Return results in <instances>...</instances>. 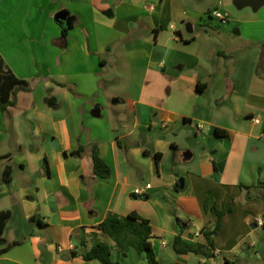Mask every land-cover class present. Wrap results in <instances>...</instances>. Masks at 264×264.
I'll return each mask as SVG.
<instances>
[{"label": "crops", "instance_id": "1", "mask_svg": "<svg viewBox=\"0 0 264 264\" xmlns=\"http://www.w3.org/2000/svg\"><path fill=\"white\" fill-rule=\"evenodd\" d=\"M233 2L0 1V56L29 87L0 109V264H101L72 255L100 241L118 264H148L98 227L131 212L159 264H264V3ZM216 8L228 15L217 30ZM121 78L139 79L125 97L110 90ZM217 212L213 255L178 252L207 244Z\"/></svg>", "mask_w": 264, "mask_h": 264}, {"label": "trees", "instance_id": "2", "mask_svg": "<svg viewBox=\"0 0 264 264\" xmlns=\"http://www.w3.org/2000/svg\"><path fill=\"white\" fill-rule=\"evenodd\" d=\"M209 15V12H208ZM29 89L26 81L19 80L7 68L5 62L0 56V109L6 115L8 108L15 105L16 95L19 91H27ZM217 136L225 135L223 131H216ZM91 155L93 161V174L101 178H106L111 174L110 167L103 161L99 155L98 145L90 144ZM144 154H148L144 151ZM156 163L161 159V154L153 153ZM3 157H0V160ZM4 181L7 182L10 175V168L6 167L3 171ZM245 189L249 190L248 187ZM223 212H217L218 220L216 226L211 232H204L207 240L206 245L189 246L183 249L177 248L178 252H194L205 256H212L211 249L213 243L211 236L217 234L219 228V220ZM9 218L8 212H0V241H2V232ZM102 232L116 242L123 250L134 248L139 253H143L148 264H159L155 258L150 244L151 227L145 219L141 218L134 212L125 216L109 213L105 219L98 225ZM264 228V224H263ZM178 246V240L176 241ZM15 244V243H13ZM78 251H73L72 255H81L85 260L97 259L101 264H118L111 258L109 245L100 241L91 248L87 249L82 242L79 244ZM6 248L0 251L3 252Z\"/></svg>", "mask_w": 264, "mask_h": 264}, {"label": "rangeland", "instance_id": "3", "mask_svg": "<svg viewBox=\"0 0 264 264\" xmlns=\"http://www.w3.org/2000/svg\"><path fill=\"white\" fill-rule=\"evenodd\" d=\"M207 1L212 2L214 0H204V3H206ZM231 9H233L232 6H231ZM242 9H244V8H242ZM245 9H247V8H245ZM234 11H236V10H234ZM238 11H240V10H238ZM257 13H259V12H255L254 15H256V16L258 15V17H259L258 27L260 29V33H262L264 31V5L261 7L260 14H257ZM204 16L206 17V15H204ZM250 17H252V15L249 17L247 15V18H250ZM208 20H209V23H211V27L213 29L217 30L218 27L223 26V24L215 18L214 19H208ZM231 20L233 22V20H234L233 17H231ZM232 22L230 21L228 23V25H230V23H232ZM230 31L232 32L233 28ZM138 81H139V79H132L131 82L128 84V82H126L124 78H121L120 80H118L117 82L114 83L113 88H111L110 90L113 89V92L115 94L114 96L125 97V96L130 95L134 91L136 85L139 83Z\"/></svg>", "mask_w": 264, "mask_h": 264}, {"label": "water", "instance_id": "4", "mask_svg": "<svg viewBox=\"0 0 264 264\" xmlns=\"http://www.w3.org/2000/svg\"><path fill=\"white\" fill-rule=\"evenodd\" d=\"M264 0H234L233 4L237 9H242L243 7H250L253 10H257L261 5H263ZM67 11L61 10L55 15V21L60 25H63L64 31L66 33V23H67ZM116 102V101H115ZM180 188L183 187L182 179H179Z\"/></svg>", "mask_w": 264, "mask_h": 264}, {"label": "built area", "instance_id": "5", "mask_svg": "<svg viewBox=\"0 0 264 264\" xmlns=\"http://www.w3.org/2000/svg\"><path fill=\"white\" fill-rule=\"evenodd\" d=\"M209 16L212 18H215L217 20H219L221 23H225L228 20V15L226 13L221 12L219 9H212L211 11H209ZM254 122L258 123L257 119H254ZM196 128L199 129L200 125L196 124ZM150 189V185L147 184L144 187H138L135 188L133 190V194H135L136 196H143L146 193V190ZM257 224L259 225H263L264 224V220L263 219H258L256 220ZM58 252H62V247H56ZM69 249L72 250L73 246L69 245Z\"/></svg>", "mask_w": 264, "mask_h": 264}]
</instances>
